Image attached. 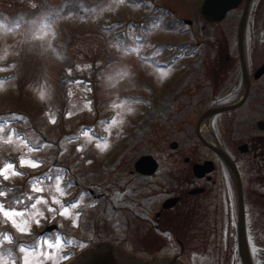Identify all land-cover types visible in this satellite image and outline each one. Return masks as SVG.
<instances>
[{"label": "rangeland", "instance_id": "rangeland-1", "mask_svg": "<svg viewBox=\"0 0 264 264\" xmlns=\"http://www.w3.org/2000/svg\"><path fill=\"white\" fill-rule=\"evenodd\" d=\"M198 1L0 0V168L13 163L16 171L23 173L7 181L0 177V190H13L0 197V202L25 210L32 202L27 200L28 195L47 201L29 211V219L37 212L43 215L37 217L38 225L31 223L30 231L24 233L0 215V249L12 253L0 252V264H23L25 257L28 264H63L72 253L101 238L143 252L137 222L125 217L124 206L119 208L122 202L118 195L128 187L125 200L137 203V186L130 183L139 174L134 160L141 151L154 149L160 139L179 138V148L172 153L180 156H203L207 148L194 129L197 114L206 105L204 100L195 105L194 111L178 114L181 122L193 124L191 141L183 140L180 133L161 138L166 132L155 122V116L142 138H135L147 120L145 99L155 96L149 92V81L160 88L167 76L180 85L179 90L182 83L195 85L181 61L169 68H156L142 57H164L180 36L174 22L177 12L192 13ZM179 90L177 105L181 107L186 101L185 93ZM193 90L197 92L196 87ZM41 91L45 93L43 100L39 98ZM13 115L22 119H12ZM53 117L56 122L50 123ZM84 131L89 132L88 137L82 135ZM102 140L108 142L107 147L101 144L97 148ZM34 143L49 146L29 151ZM21 157L38 160L39 166L21 167ZM181 160L179 157V164ZM50 171L62 175L60 184L66 194L59 196L49 181L38 185L44 192L32 193L30 182ZM19 197L25 204L12 203ZM53 198L64 205L77 202L78 207L70 209L71 215L61 216ZM49 207L56 211H49ZM49 222H56L57 228L40 233L43 224ZM222 225L219 220L218 225L208 226L205 234L194 227L184 255L190 264H241L235 257L236 250L232 251L233 240L223 237ZM4 235L11 242L4 241ZM57 237L72 243L46 249L49 259L39 252H20L22 246L45 239L54 244Z\"/></svg>", "mask_w": 264, "mask_h": 264}, {"label": "flooded vegetation", "instance_id": "flooded-vegetation-1", "mask_svg": "<svg viewBox=\"0 0 264 264\" xmlns=\"http://www.w3.org/2000/svg\"><path fill=\"white\" fill-rule=\"evenodd\" d=\"M202 2L199 0L189 13L194 20L187 13L177 12L174 22L180 36L166 49L164 57H142L156 68L181 61L195 85L182 83L179 90L180 85L173 84L167 76L160 88L149 81V92L155 96L145 99L147 120L135 138H142L155 116V122L166 132L161 138L180 133L183 140L191 141L193 124H184L178 114L194 111L195 105L204 100L206 105L198 112L194 129L207 153L195 158L192 154L180 156L172 153L179 148V138L160 139L155 143L159 149L139 153L152 154L157 164L150 173L138 171L137 180L130 182L137 186V203L125 200L128 187L118 195L122 202L119 208L124 206L125 217L138 224L142 255L177 253L185 259L186 240L194 227L205 234L208 226L218 225L221 220L223 237L233 240L232 251L235 249V257L241 260L237 230L240 187L253 263L264 264V0H238L221 18L205 16ZM243 16L245 23L241 27ZM192 87H196V93ZM178 90L185 93V106L177 105ZM242 97L237 104L213 112L208 123L201 126L204 131L200 128L203 138L200 137L197 123L205 109L235 103ZM212 145L219 146L232 159L239 185L225 158ZM205 160L206 169L197 174L194 163ZM42 232L47 231L41 229Z\"/></svg>", "mask_w": 264, "mask_h": 264}, {"label": "water", "instance_id": "water-1", "mask_svg": "<svg viewBox=\"0 0 264 264\" xmlns=\"http://www.w3.org/2000/svg\"><path fill=\"white\" fill-rule=\"evenodd\" d=\"M238 0H203L201 3V10L205 16L209 18H221L227 8L235 5ZM245 16L241 19V27L244 26ZM243 99L235 103L221 104L208 107L199 116L197 128L200 137L203 138V134L200 130L201 126L208 123V120L213 112L218 111L222 108L232 106L237 104ZM218 153H220L226 160L233 174L234 178L238 181V171L232 159L222 151V149L217 145H212ZM227 155V156H226ZM195 162L194 170L197 174H202L203 168L206 167V162ZM135 168L142 172L150 173L156 168V159L150 153L141 154L135 160ZM207 168H209L207 166ZM206 169V168H205ZM239 191V208H238V249L240 252L242 264H254L253 259L249 249V243L245 228V215L244 206L241 199V188L238 187ZM56 226V223H50L45 226L44 229H51ZM63 264H188L179 254L175 253L173 255H159L152 254L149 256L139 254L131 249H128L119 243L112 241L109 238L98 239L91 242L90 245L85 246L76 254L67 259Z\"/></svg>", "mask_w": 264, "mask_h": 264}, {"label": "snow or ice", "instance_id": "snow-or-ice-1", "mask_svg": "<svg viewBox=\"0 0 264 264\" xmlns=\"http://www.w3.org/2000/svg\"><path fill=\"white\" fill-rule=\"evenodd\" d=\"M43 27L47 28V25H44ZM134 27V26H133ZM89 67H91V65H89ZM108 68H111V65L108 66ZM107 70V69H106ZM69 75H71L72 73V69L68 68L67 69ZM45 93L43 91L40 92L39 94V98L41 100H43ZM68 116H71V112L67 113ZM12 119H22V117H19L17 115H13ZM50 123H55L56 120L55 118H51ZM116 120L114 119L112 121V124L115 125ZM14 131V130H13ZM82 135L85 137L89 136V132L88 131H84L82 132ZM72 140L77 139V137H72L70 138ZM98 139V138H97ZM8 142H11V136H9V140ZM25 142L27 143V138H25ZM107 141L106 140H102L100 144H97V148H100L101 144H103L105 147H107ZM49 145L46 144H38V143H34L31 145V147H29V151H39L42 150L43 147H48ZM82 148H77V151H82ZM89 163H91V161H88ZM39 161L38 160H25L23 157H21L20 159V165L21 167L27 165L29 167L32 168H36L39 166ZM23 175V173L17 172L16 168L14 166L13 163H7L5 164L2 168H0V177L3 178L4 181H7L9 179H11L14 176H21ZM62 180V175L59 172H56V174H53L52 171H50L49 173H46L43 177H36L34 178L30 183L33 185V187L31 188V192L32 193H42L44 192V188L40 187L38 185H42L44 184L45 181H49L54 183L55 185V192L57 194H59V196H63L65 195V190L61 187L60 181ZM68 187H71V184L68 185ZM12 189H6V190H0V197H4L6 195L7 192H12ZM81 199H83V197H81ZM27 200L32 201L30 204H27L25 206V210H17L16 208L12 207L11 204L6 207L5 204L3 202H0V215H2V217L4 218L5 221L11 222L12 226L15 227L18 231H20L21 233H24L26 231H30V226L31 223H36L37 225L39 224V219L37 217H41L43 215L42 212H37L36 216L31 217V219H29V211H34L37 209L38 205L43 204V203H47V201L41 196V197H36L35 200H33V197L31 195H28ZM15 205H20V204H25V200L23 197H19V198H15L13 200V202ZM52 203L55 205H59L60 207V212L59 214L61 216H69L71 215L70 213V209H75L78 207V203L77 202H73L71 204L68 205H64L61 203V200L58 198H53L52 199ZM49 211H56V209L49 207L48 209ZM80 213H76L77 218L79 217ZM3 240L7 241V242H11L10 241V237L7 235L3 236ZM62 243H67V244H71L72 241H62L60 238H56V242L53 243H49L48 240H43L41 241H37L35 244L31 245V246H22L20 248V252H29V253H33V252H39L41 254V256H43L44 259H49V254L46 251V249H55L57 247H59ZM45 250V251H42ZM0 252H4L7 253L8 255H11V250L10 249H0ZM54 254V253H53ZM67 257H65L66 259ZM2 264H7L6 261L2 262ZM23 264H28V260L27 257H25L23 259Z\"/></svg>", "mask_w": 264, "mask_h": 264}]
</instances>
